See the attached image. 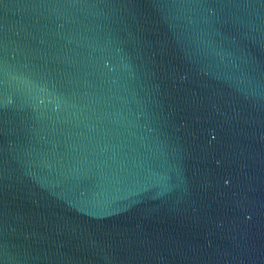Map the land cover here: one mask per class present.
<instances>
[{
	"label": "water",
	"instance_id": "water-1",
	"mask_svg": "<svg viewBox=\"0 0 264 264\" xmlns=\"http://www.w3.org/2000/svg\"><path fill=\"white\" fill-rule=\"evenodd\" d=\"M0 264H264V0H0Z\"/></svg>",
	"mask_w": 264,
	"mask_h": 264
}]
</instances>
